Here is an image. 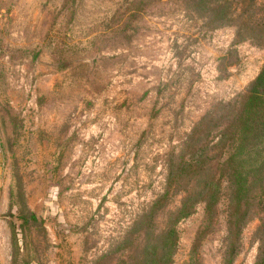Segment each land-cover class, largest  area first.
Listing matches in <instances>:
<instances>
[{
  "label": "rangeland",
  "instance_id": "374dc122",
  "mask_svg": "<svg viewBox=\"0 0 264 264\" xmlns=\"http://www.w3.org/2000/svg\"><path fill=\"white\" fill-rule=\"evenodd\" d=\"M263 61L264 44L181 0H0V264H90L160 193L192 123ZM224 201L202 264H221ZM202 218L198 202L177 221L170 264ZM256 222L233 264H253Z\"/></svg>",
  "mask_w": 264,
  "mask_h": 264
},
{
  "label": "trees",
  "instance_id": "16d2710c",
  "mask_svg": "<svg viewBox=\"0 0 264 264\" xmlns=\"http://www.w3.org/2000/svg\"><path fill=\"white\" fill-rule=\"evenodd\" d=\"M181 1L212 25H233L236 39L264 44V0ZM166 165L160 193L121 238L90 264H170L177 246L176 223L198 202L203 204V218L182 264H202L199 244L213 229L222 198L221 264H233L241 229L253 216L257 218L252 231L257 241L253 264H264V61L242 92L215 102L192 123ZM175 193L180 194L177 204L165 210L161 226L155 227L157 213Z\"/></svg>",
  "mask_w": 264,
  "mask_h": 264
},
{
  "label": "crops",
  "instance_id": "0c3cea01",
  "mask_svg": "<svg viewBox=\"0 0 264 264\" xmlns=\"http://www.w3.org/2000/svg\"><path fill=\"white\" fill-rule=\"evenodd\" d=\"M4 208H5L4 197L3 194H0V212H2Z\"/></svg>",
  "mask_w": 264,
  "mask_h": 264
}]
</instances>
